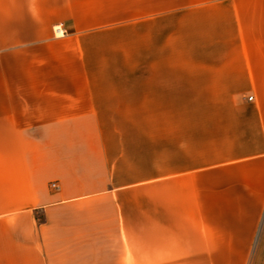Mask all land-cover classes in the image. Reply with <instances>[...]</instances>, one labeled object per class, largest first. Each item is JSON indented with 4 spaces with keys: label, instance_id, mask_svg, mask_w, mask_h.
Returning a JSON list of instances; mask_svg holds the SVG:
<instances>
[{
    "label": "crops",
    "instance_id": "0c3cea01",
    "mask_svg": "<svg viewBox=\"0 0 264 264\" xmlns=\"http://www.w3.org/2000/svg\"><path fill=\"white\" fill-rule=\"evenodd\" d=\"M77 6L132 7L130 77ZM0 264H264V0H0Z\"/></svg>",
    "mask_w": 264,
    "mask_h": 264
},
{
    "label": "rangeland",
    "instance_id": "374dc122",
    "mask_svg": "<svg viewBox=\"0 0 264 264\" xmlns=\"http://www.w3.org/2000/svg\"><path fill=\"white\" fill-rule=\"evenodd\" d=\"M41 7L36 6H28V12L29 18H32L34 20V24L47 26L49 23V19H58L66 15V12L64 11V7H54L53 9H56L54 12L51 11V7H43V10L38 12V9ZM59 8V9H58ZM141 9L143 7H140ZM146 8V7H145ZM158 8V7H157ZM91 9V10H90ZM132 7L127 6H107V7H99V6H91V7H76L77 13H87L91 11L92 15V28L94 29H102V32H98L96 34H93L91 37V43L93 48L96 46L97 50H95L93 53L94 57H101L102 62L106 64L108 67L107 73H109V76H131V70L130 67L133 62V58H140L142 60V53L141 54H134L133 53V38L131 35V23L130 22H122L123 18H130L133 14ZM41 14V15H39ZM82 15V14H81ZM80 17V14H77V19ZM102 19L100 21L99 19ZM55 24V25H54ZM50 26V30L52 35H56L58 33H65L66 27L64 26V23H54ZM80 26H83L86 23L77 21L75 23ZM119 67V68H116ZM123 67L124 69H121ZM206 105V103H205ZM196 110V106L194 102H188L183 103L180 101H174L172 102V111L173 114H178L180 111H194ZM178 116V115H177ZM119 123H123L124 126H131V120H118ZM164 120H149V119H143L141 118L139 120V126L141 130L143 128L150 127H162ZM189 121V120H188ZM172 125L173 126H179L180 125V119H172ZM146 137L145 135H141L142 137ZM146 145L144 146L141 143V149L139 153V162H140V175L141 177L143 175H146L147 173V149ZM160 152L156 151V156L159 157ZM125 157H131L130 152ZM131 171V167L125 166L124 167V176H127L128 172ZM55 182H48L46 183L47 191L50 192L51 190L56 189L51 188L50 184ZM140 190H147L146 185L141 186Z\"/></svg>",
    "mask_w": 264,
    "mask_h": 264
},
{
    "label": "built area",
    "instance_id": "2783aa9c",
    "mask_svg": "<svg viewBox=\"0 0 264 264\" xmlns=\"http://www.w3.org/2000/svg\"><path fill=\"white\" fill-rule=\"evenodd\" d=\"M250 98H251L250 96L247 97V99H250ZM50 187H51V188H55V184H54V183H51V184H50Z\"/></svg>",
    "mask_w": 264,
    "mask_h": 264
}]
</instances>
